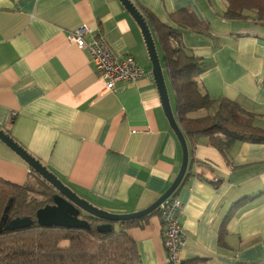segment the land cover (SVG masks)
Masks as SVG:
<instances>
[{"label":"crops","instance_id":"0c3cea01","mask_svg":"<svg viewBox=\"0 0 264 264\" xmlns=\"http://www.w3.org/2000/svg\"><path fill=\"white\" fill-rule=\"evenodd\" d=\"M132 1L171 27V14L182 9L207 24L208 32L179 28L180 44L207 66L200 85L212 98L239 102L264 128V27L254 12L235 20L222 16L226 0ZM85 24L101 29L116 54L151 69L142 30L120 0H0V128L96 207L136 212L171 186L182 147L154 77L105 89L88 50L69 38ZM189 144L203 166L194 164L200 178L184 181L175 195L184 204L181 261L264 264V143L236 142L227 155L204 135ZM37 176L0 138V178L23 185ZM245 197L254 199L237 206L219 244L222 223ZM128 233L145 264H167L160 213Z\"/></svg>","mask_w":264,"mask_h":264},{"label":"trees","instance_id":"16d2710c","mask_svg":"<svg viewBox=\"0 0 264 264\" xmlns=\"http://www.w3.org/2000/svg\"><path fill=\"white\" fill-rule=\"evenodd\" d=\"M226 1L228 7L222 14L224 18L242 20L248 17L247 12H254L256 22L264 27V0ZM142 13L161 48L162 55L159 49L158 53L166 82L175 92L174 112L188 143L189 166L185 182L190 177L200 178L201 174L192 169L194 164L203 166L192 157L189 141L195 136L208 137L209 142L226 155L236 142L264 143V128L255 124L257 115L235 100L212 98L198 81L207 68L204 59L190 54L180 44L182 33L179 28L208 32V25L189 9L171 14L177 27L166 25L152 13ZM56 192L40 175L35 182L23 185L0 178V264H145L128 229L141 224L147 217L115 223L108 232L99 231L97 227L101 221L88 214L81 215L90 222L88 229L42 226L36 213L53 203ZM252 199L254 197H245L234 204L220 227L219 244H225L226 223L237 206ZM26 216L34 221L31 226L16 230L7 228L11 220ZM117 224L121 227L117 228ZM202 260L196 258L181 261V264H200Z\"/></svg>","mask_w":264,"mask_h":264},{"label":"water","instance_id":"95a60500","mask_svg":"<svg viewBox=\"0 0 264 264\" xmlns=\"http://www.w3.org/2000/svg\"><path fill=\"white\" fill-rule=\"evenodd\" d=\"M132 17L140 26L150 57L153 77L156 81L166 117L172 130L177 136L183 152V161L180 171L171 186L151 205L132 213H112L100 209L88 200L80 197L71 187L65 184L55 173L50 171L39 159L31 155L24 147L16 142L10 134L0 128V138L16 151L43 179L47 180L55 189L53 203L40 208L36 213V219L42 226H62L67 228H90V222L81 218L82 214L97 218L101 221L98 230L108 232L113 229V224L124 223L132 220H141L160 210L161 205L176 195L178 189L183 185L189 166V147L175 112L173 110L168 85L164 75L163 67L156 47L153 32L142 11L132 0H120ZM34 221L31 217H17L7 224L10 230L26 228Z\"/></svg>","mask_w":264,"mask_h":264},{"label":"built area","instance_id":"2783aa9c","mask_svg":"<svg viewBox=\"0 0 264 264\" xmlns=\"http://www.w3.org/2000/svg\"><path fill=\"white\" fill-rule=\"evenodd\" d=\"M86 36L91 39L88 41ZM69 38L80 48L88 50L100 78L106 83L107 91H117L120 84L135 82L147 75L153 77L152 69L148 70L135 56L116 54L101 29L85 24L69 32ZM183 210L184 204L176 197L170 198L160 207L167 264H181L180 250L186 242V234L180 221Z\"/></svg>","mask_w":264,"mask_h":264},{"label":"rangeland","instance_id":"374dc122","mask_svg":"<svg viewBox=\"0 0 264 264\" xmlns=\"http://www.w3.org/2000/svg\"><path fill=\"white\" fill-rule=\"evenodd\" d=\"M235 24V26L237 27H241V23H238L237 21H235L234 22ZM244 28V27H243ZM168 86H169V93H170V98H171V102H172V104H173V102H175V92H174V89H173V87L171 86V84L170 83H168Z\"/></svg>","mask_w":264,"mask_h":264}]
</instances>
